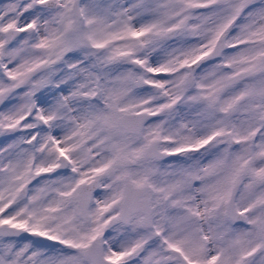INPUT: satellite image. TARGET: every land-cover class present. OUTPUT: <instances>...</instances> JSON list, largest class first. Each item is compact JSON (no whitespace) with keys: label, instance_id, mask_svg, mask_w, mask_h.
<instances>
[{"label":"snow or ice","instance_id":"snow-or-ice-1","mask_svg":"<svg viewBox=\"0 0 264 264\" xmlns=\"http://www.w3.org/2000/svg\"><path fill=\"white\" fill-rule=\"evenodd\" d=\"M0 264H264V0H0Z\"/></svg>","mask_w":264,"mask_h":264}]
</instances>
